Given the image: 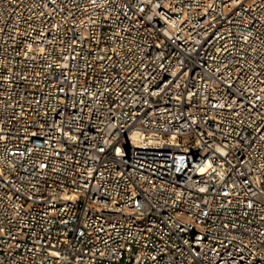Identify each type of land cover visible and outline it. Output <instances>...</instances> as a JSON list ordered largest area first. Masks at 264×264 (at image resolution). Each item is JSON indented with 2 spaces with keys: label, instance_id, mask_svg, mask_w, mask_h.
<instances>
[{
  "label": "built area",
  "instance_id": "1",
  "mask_svg": "<svg viewBox=\"0 0 264 264\" xmlns=\"http://www.w3.org/2000/svg\"><path fill=\"white\" fill-rule=\"evenodd\" d=\"M0 264H264V0H0Z\"/></svg>",
  "mask_w": 264,
  "mask_h": 264
}]
</instances>
